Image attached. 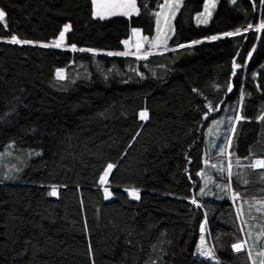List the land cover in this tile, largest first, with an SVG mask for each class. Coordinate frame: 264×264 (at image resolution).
<instances>
[{
	"label": "trees",
	"instance_id": "16d2710c",
	"mask_svg": "<svg viewBox=\"0 0 264 264\" xmlns=\"http://www.w3.org/2000/svg\"><path fill=\"white\" fill-rule=\"evenodd\" d=\"M161 3L99 19L92 0H0V264H210L194 255L203 221L221 264H250L232 249L225 178L201 195L199 174L229 142L232 194L264 199V168L249 167L264 160V28L248 31L264 23V0H217L206 24L204 0H183L165 51L108 55L134 29L152 37ZM210 107L229 120L219 140Z\"/></svg>",
	"mask_w": 264,
	"mask_h": 264
},
{
	"label": "rangeland",
	"instance_id": "374dc122",
	"mask_svg": "<svg viewBox=\"0 0 264 264\" xmlns=\"http://www.w3.org/2000/svg\"><path fill=\"white\" fill-rule=\"evenodd\" d=\"M182 1L183 0H180V5H181ZM211 2H212V0H209V3H211ZM214 3H215V6L210 7V9H209L211 11V15L213 13V10L216 7L217 0H214ZM163 4H165V0H162L161 5H163ZM205 4H206V0H204L202 12L200 14H198L196 17V21L201 23V24L208 23V21L211 18V16L209 17L207 15ZM160 6H159L157 13H164V15H161L159 18L156 16L154 35L150 38L147 37L148 39L146 40V39H144L145 37L142 36L140 31L137 30L136 34H134L133 30H132L129 38L127 39L128 44L125 45L123 43L124 52H128L129 55H122V56H133V57H137V58H142L145 55L148 56L150 54L158 53L160 51L161 52L165 51V49L167 47L168 39L170 38L172 31H173V19L176 15L178 9H173L175 11V15L173 16V15H171V12L169 9L161 8ZM93 10H94V6H93ZM136 14H137L136 12H133V14L130 16H133ZM92 15H93V13H92ZM116 16L126 17V18L130 17V16H125V15H119V14H117V15L105 14L104 19L110 18V17H116ZM165 16H167V23H165ZM93 17L99 18L98 16H94V15H93ZM198 17H199V20H198ZM157 19H159V21H160V28L162 31L160 33L159 42L153 43L154 41H156V38L158 36ZM205 20L207 21L206 23L204 22ZM262 24H264V23L260 22L255 28L253 27V28L249 29L248 31H256V33L259 34V32L263 29V28H260V25H262ZM63 30H64V27L62 28V31ZM66 33H65V35H66ZM165 34L167 35V37H169L167 39L166 43H164V35ZM58 40H59V36L53 41V43L55 41H58ZM63 43H64V41H63ZM63 43H62V45H63ZM62 45L60 47H54V48H62ZM138 45H142V49H139V51L137 50ZM246 63H247V60H246ZM246 67H247V64H245L243 66V76L245 75ZM237 70H239V68ZM237 70H236V72H237ZM217 111H218V109L211 111L208 114V118H210V126L207 130L208 131L207 135H208V137H210L213 135L212 133L214 132L217 140H219L220 138L223 137V134L225 133L226 126L229 125V120L227 119L225 114L221 115L220 118L215 119V115H216ZM237 116L240 117L239 105H238V108L235 112V118L233 121V126L237 120H240V119L236 118ZM142 120H145V119H142ZM228 147H229V142H227V144H226V149H225L223 159L218 157L217 159L210 160V158L206 157V160H204L205 170L203 172H200V174H199V178L201 180V189L199 190V193L201 195H209L208 190L211 189L210 186L214 182H216V180H220L223 177L225 178L226 183L228 185L229 202L232 206V210L234 212V215H235V218H236V221L238 224L239 233L241 235V241L240 242L246 241L244 251L248 255V259L250 261V264H254V262L257 264H260L262 257H260L258 255V253L260 251L264 250V237H262V235H261L262 233H264V208H262L261 211H257V208L260 207V204H257L256 202L257 201H264V199L263 200L246 201V200H242L240 198H237L236 196H234V194H232V192L230 190V186H229L230 176H231V175H229V170L232 171L233 168H235L234 166H238L240 163L238 162L237 159L232 158L231 155L228 154ZM112 170H113V168L111 169V171ZM111 171L108 173V176L106 177V182L101 183V178H100V187L103 190L104 194L107 196V199L110 198V189L107 187V184H108L107 180H108V177H109ZM103 175H104V173L102 174V176ZM215 176H218V177H215ZM105 189H107V193H106ZM130 198L132 200L137 199L131 195H130ZM195 205H197L199 207V204L195 203ZM241 213H243V215H241ZM202 224L205 225V231L204 232H201V225ZM202 224L200 225L199 237H198V240L196 243L194 255L196 257L204 260L207 263L221 264L220 260L217 257V253H216V249L214 247V244L212 243V238H211V235H210L209 230L207 228L206 221H203ZM202 237H204V247L211 252L210 258H209V256L199 254L198 245H200ZM249 250H251V252H252L251 258L249 256ZM234 252H236V251H234Z\"/></svg>",
	"mask_w": 264,
	"mask_h": 264
},
{
	"label": "snow or ice",
	"instance_id": "6c2138e0",
	"mask_svg": "<svg viewBox=\"0 0 264 264\" xmlns=\"http://www.w3.org/2000/svg\"><path fill=\"white\" fill-rule=\"evenodd\" d=\"M233 3H235V0H232ZM93 6H94V10H93V15L94 16H98L100 19H104L105 18V14H109V15H125V16H130L133 14V12L138 13L139 9L137 8L136 5V0H92ZM180 5V0H165V4L161 5V8H167L170 10L171 15H175V11L173 9H178ZM215 3L214 0H212L211 3H209V0H206V4H205V8L207 11V15L210 17L211 16V11L209 10L210 7H214ZM161 15H164V13H156V16L159 18ZM5 16V13L0 10V20H3ZM199 20V17H198ZM205 23L207 22L206 20L204 21ZM165 23H167V16H165ZM70 25H65L64 26V30L60 32L59 34V40L55 41L51 46L52 47H60L64 41L65 38V33L68 32L70 30ZM252 25H249L248 28H251ZM260 28H264V24L260 25ZM248 29H244V31H247ZM161 28H160V21L159 19H157V33L158 36L156 38V41H154L153 43H158L159 39H160V33H161ZM137 30H133V33L136 34ZM241 31L240 29H237L236 32H228L225 33L224 35L226 36H235V35H240ZM169 37H167V35H164V43L167 42V39ZM144 39H148L147 37H145ZM210 39H217V37L213 36ZM11 43H31L30 41H21L19 39H17L16 36H12L11 38ZM125 45L128 44V41L125 40L123 42ZM194 43H199V41H195ZM43 47H48L49 45H42ZM142 47V45H138L137 50L139 51V48ZM181 47H184L183 45H181ZM73 49H75V46L73 45ZM81 51H84V49H81ZM108 55H129L128 52H117V53H108ZM249 56H251V53H249ZM142 58H147V55H145ZM241 65L238 64L235 60H233L232 63V74L235 75L236 74V70L238 68H240ZM57 76L60 79H63V75H62V70L58 69L57 70ZM229 91H231V87L229 86ZM215 110L214 108L210 107L209 111H213ZM140 117L141 119H147L148 118V114L146 111H142L140 113ZM205 118H207V114H205ZM237 119H240L241 117L237 116ZM264 118V117H262ZM114 167V165L109 164L107 166V169L104 172V175L101 176V183L106 182V177L108 176V173L111 171V169ZM249 167L252 168H264V160H256L253 163H251L249 165ZM229 175H231V171L229 170ZM106 193H107V189H105ZM203 191V190H202ZM51 195H56V189L53 188L52 192L50 193ZM129 195L133 196L134 198H139L138 196V192L136 190H132L129 192ZM238 195V194H237ZM107 198V196H106ZM192 203H196L195 200L192 201ZM257 204H260V207L257 208V211H261L262 208H264V201H257ZM241 215H243V213H241ZM205 231V225L202 224L201 225V232ZM262 237H264V233L261 234ZM245 244L246 241L244 242H239V243H235L232 245V248L234 251L236 252H241L244 250L245 248ZM198 251L200 255H206L209 256V258L211 257V252L209 250H207L204 247V237L201 238V243L200 245H198ZM258 255L260 257H262L260 264H264V250L260 251L258 253ZM249 256L251 258L252 256V252L251 250H249ZM255 264V262H254Z\"/></svg>",
	"mask_w": 264,
	"mask_h": 264
},
{
	"label": "crops",
	"instance_id": "0c3cea01",
	"mask_svg": "<svg viewBox=\"0 0 264 264\" xmlns=\"http://www.w3.org/2000/svg\"><path fill=\"white\" fill-rule=\"evenodd\" d=\"M92 12H93V3H92ZM250 262V261H249Z\"/></svg>",
	"mask_w": 264,
	"mask_h": 264
},
{
	"label": "water",
	"instance_id": "95a60500",
	"mask_svg": "<svg viewBox=\"0 0 264 264\" xmlns=\"http://www.w3.org/2000/svg\"><path fill=\"white\" fill-rule=\"evenodd\" d=\"M139 49H142V47H140Z\"/></svg>",
	"mask_w": 264,
	"mask_h": 264
}]
</instances>
